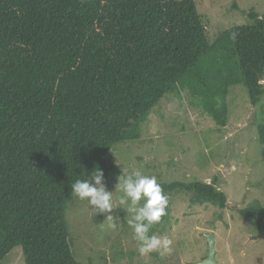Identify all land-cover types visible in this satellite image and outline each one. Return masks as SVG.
I'll list each match as a JSON object with an SVG mask.
<instances>
[{
  "label": "trees",
  "instance_id": "1",
  "mask_svg": "<svg viewBox=\"0 0 264 264\" xmlns=\"http://www.w3.org/2000/svg\"><path fill=\"white\" fill-rule=\"evenodd\" d=\"M247 18L210 44L192 0H0V264L16 246L23 264H79L65 221L72 184L96 168L106 180L116 169L110 149L139 140L165 95L194 97L213 83L200 103L219 127L231 86L243 85L255 107L264 14ZM257 138L264 161V124ZM160 185L192 204L226 206L215 181ZM239 216L260 239L264 206Z\"/></svg>",
  "mask_w": 264,
  "mask_h": 264
},
{
  "label": "rangeland",
  "instance_id": "2",
  "mask_svg": "<svg viewBox=\"0 0 264 264\" xmlns=\"http://www.w3.org/2000/svg\"><path fill=\"white\" fill-rule=\"evenodd\" d=\"M192 1L210 44L223 31L249 24V12L264 14V0ZM260 83L264 88V75ZM210 86L213 83L206 85ZM206 87L200 85L194 97L188 89L165 95L141 122L139 140L116 144L108 152L106 158L116 169L103 182L114 191L115 229L108 227L107 213H98L73 196L65 221L79 264H198L207 256L209 233L214 235L216 264H264V229L257 239L254 223L239 216L240 210L264 206V161L257 138V125L264 124V95L252 108L246 88L231 86L225 100L227 123L219 127L200 103ZM134 170L155 176L159 184L215 181L226 206L220 210L192 204L187 194L168 195L166 215L150 235L167 237L171 250L141 256L127 223L132 214L119 205L120 193L115 190L118 177ZM1 264H23L21 248H12Z\"/></svg>",
  "mask_w": 264,
  "mask_h": 264
},
{
  "label": "clouds",
  "instance_id": "3",
  "mask_svg": "<svg viewBox=\"0 0 264 264\" xmlns=\"http://www.w3.org/2000/svg\"><path fill=\"white\" fill-rule=\"evenodd\" d=\"M232 39H235V34ZM103 181V171L96 168L90 176L74 181L72 193L78 200L86 201L94 211L107 213L105 220L108 221V227L115 229L118 216L111 214L116 209L113 205L114 191L107 190ZM115 190L120 193L119 205L125 206L123 209L132 214L127 223L133 229V238L139 242L138 253L143 256L152 252L170 251L171 240L155 234L150 235L153 225L160 223L166 215L169 203V198L157 178L141 170H134L118 177Z\"/></svg>",
  "mask_w": 264,
  "mask_h": 264
},
{
  "label": "water",
  "instance_id": "4",
  "mask_svg": "<svg viewBox=\"0 0 264 264\" xmlns=\"http://www.w3.org/2000/svg\"><path fill=\"white\" fill-rule=\"evenodd\" d=\"M206 243H207V256L206 258L198 264H216L215 261V245H214V235L209 233L205 236Z\"/></svg>",
  "mask_w": 264,
  "mask_h": 264
}]
</instances>
